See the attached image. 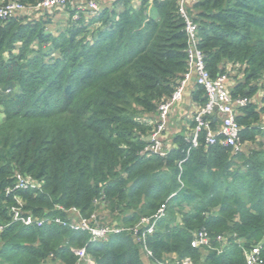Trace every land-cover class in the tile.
<instances>
[{
	"label": "trees",
	"instance_id": "16d2710c",
	"mask_svg": "<svg viewBox=\"0 0 264 264\" xmlns=\"http://www.w3.org/2000/svg\"><path fill=\"white\" fill-rule=\"evenodd\" d=\"M107 3L94 14L69 1L0 19V264H75L81 249L94 264H245L255 246L264 264V0L186 8L205 69L226 75L232 99L248 103L237 108V151L207 145L204 130L193 147L194 111L164 156L145 148L187 70L178 0ZM206 101L196 85L192 102ZM17 174L36 187L14 189ZM16 200L42 226L13 222ZM161 206L153 233L136 242L127 229ZM70 210L123 230L93 240L53 222ZM200 232L207 245L192 248Z\"/></svg>",
	"mask_w": 264,
	"mask_h": 264
},
{
	"label": "built area",
	"instance_id": "2783aa9c",
	"mask_svg": "<svg viewBox=\"0 0 264 264\" xmlns=\"http://www.w3.org/2000/svg\"><path fill=\"white\" fill-rule=\"evenodd\" d=\"M80 10L89 11L94 14L100 9L104 0H69ZM68 0H44L39 4L28 7L20 3L19 0H10L8 3L0 4V19L6 20L18 14L30 12H49L54 8L63 9L68 3ZM197 0H178V12L185 23L186 34V73L180 80L176 89L169 99L163 101L158 107V114L156 126L149 135V144L145 148L146 152L150 154L164 156L165 143L164 136L167 132L169 124V115L172 108L181 101L183 92L190 79H194L195 84L201 86L205 92L207 99L206 103L196 110L194 121L196 126L193 131L192 146H197V135L200 131H205V143L207 145H214L216 143L232 147L235 151L239 149V133L240 127L235 118L237 108L243 107L248 103L247 98H237L235 100L230 96L227 88V76L220 75L212 78L208 71L205 69L204 55L198 49L197 43V26L188 15L186 8L192 5ZM208 119V120H205ZM218 122L219 125L215 130L209 127L210 122ZM14 189H34L36 186L30 178H25L20 174L15 177ZM164 206L159 207L154 215L149 218H143L135 227L127 229L132 234L136 242L144 241L147 235L153 233L156 224L164 217ZM13 222H18L23 226H36L40 227L44 223L43 220H37L33 216L26 214L23 211L22 202L16 200V205L10 209ZM95 215L89 219H83L78 212L74 210L68 211V219L61 221L59 219L53 220L57 224L68 226L73 230H84L89 232L93 240H103L113 233H119L123 229L114 227L107 224H98ZM51 221H49L50 223ZM93 223L94 225H91ZM141 228L144 230L139 233ZM207 237L204 232L194 235L190 246L192 248L207 245ZM219 242H223V238H218ZM259 246H255L249 251H244L245 264H262L259 259ZM77 257L75 264H94L93 260L84 252V250H74ZM147 254H150L147 251ZM179 264H192L190 260L185 259Z\"/></svg>",
	"mask_w": 264,
	"mask_h": 264
},
{
	"label": "crops",
	"instance_id": "0c3cea01",
	"mask_svg": "<svg viewBox=\"0 0 264 264\" xmlns=\"http://www.w3.org/2000/svg\"><path fill=\"white\" fill-rule=\"evenodd\" d=\"M113 1V0H110ZM61 11V15L54 16V20L60 21L64 19L65 13ZM58 23V22H57ZM62 26L63 23H58L57 26ZM196 84L194 79H190L183 92V97L179 103H177L171 110L169 115V124L167 132L164 136L165 146L172 147V138L176 134L182 133L184 130H188V121L192 119V113L198 109L192 102V92L195 90Z\"/></svg>",
	"mask_w": 264,
	"mask_h": 264
},
{
	"label": "rangeland",
	"instance_id": "374dc122",
	"mask_svg": "<svg viewBox=\"0 0 264 264\" xmlns=\"http://www.w3.org/2000/svg\"><path fill=\"white\" fill-rule=\"evenodd\" d=\"M107 1L111 2L110 0H104L102 3L108 5L109 3H107ZM59 14L55 15V16H58ZM58 21L57 20H54L53 18V21H52V24L50 26H48V29L53 31L54 34L57 33L58 29L62 28V26H57V23ZM2 119V116L0 115V121Z\"/></svg>",
	"mask_w": 264,
	"mask_h": 264
},
{
	"label": "water",
	"instance_id": "95a60500",
	"mask_svg": "<svg viewBox=\"0 0 264 264\" xmlns=\"http://www.w3.org/2000/svg\"><path fill=\"white\" fill-rule=\"evenodd\" d=\"M147 141H149V137L147 138Z\"/></svg>",
	"mask_w": 264,
	"mask_h": 264
}]
</instances>
